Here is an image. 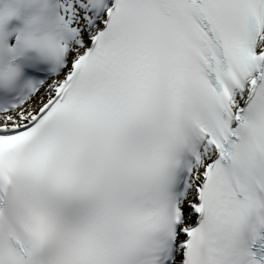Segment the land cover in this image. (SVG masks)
<instances>
[{
    "label": "snow or ice",
    "instance_id": "obj_1",
    "mask_svg": "<svg viewBox=\"0 0 264 264\" xmlns=\"http://www.w3.org/2000/svg\"><path fill=\"white\" fill-rule=\"evenodd\" d=\"M0 264H264V0H0Z\"/></svg>",
    "mask_w": 264,
    "mask_h": 264
}]
</instances>
